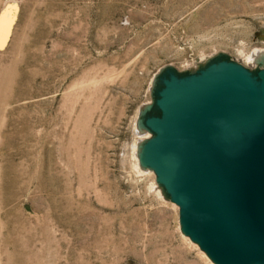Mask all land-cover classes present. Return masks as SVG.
Masks as SVG:
<instances>
[{
	"label": "rangeland",
	"instance_id": "1",
	"mask_svg": "<svg viewBox=\"0 0 264 264\" xmlns=\"http://www.w3.org/2000/svg\"><path fill=\"white\" fill-rule=\"evenodd\" d=\"M219 52L264 67V0H0V264H217L138 120L161 69Z\"/></svg>",
	"mask_w": 264,
	"mask_h": 264
},
{
	"label": "water",
	"instance_id": "2",
	"mask_svg": "<svg viewBox=\"0 0 264 264\" xmlns=\"http://www.w3.org/2000/svg\"><path fill=\"white\" fill-rule=\"evenodd\" d=\"M152 97L140 161L181 206L183 232L217 264H264V69L219 52L161 69Z\"/></svg>",
	"mask_w": 264,
	"mask_h": 264
},
{
	"label": "bare ground",
	"instance_id": "3",
	"mask_svg": "<svg viewBox=\"0 0 264 264\" xmlns=\"http://www.w3.org/2000/svg\"><path fill=\"white\" fill-rule=\"evenodd\" d=\"M250 58L252 59H254L255 61H256V59H257V61L259 60V58H260V56H258V54L256 53L255 55H252V56H250ZM252 59V60H253Z\"/></svg>",
	"mask_w": 264,
	"mask_h": 264
},
{
	"label": "flooded vegetation",
	"instance_id": "4",
	"mask_svg": "<svg viewBox=\"0 0 264 264\" xmlns=\"http://www.w3.org/2000/svg\"><path fill=\"white\" fill-rule=\"evenodd\" d=\"M260 69H264V67L260 68Z\"/></svg>",
	"mask_w": 264,
	"mask_h": 264
}]
</instances>
